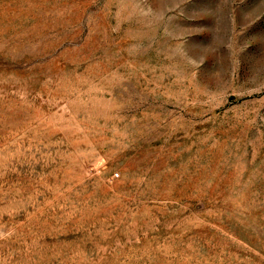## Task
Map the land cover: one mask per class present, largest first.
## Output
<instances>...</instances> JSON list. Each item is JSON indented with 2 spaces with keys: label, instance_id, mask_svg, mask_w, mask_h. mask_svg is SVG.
<instances>
[{
  "label": "rangeland",
  "instance_id": "rangeland-1",
  "mask_svg": "<svg viewBox=\"0 0 264 264\" xmlns=\"http://www.w3.org/2000/svg\"><path fill=\"white\" fill-rule=\"evenodd\" d=\"M0 264H264V0H0Z\"/></svg>",
  "mask_w": 264,
  "mask_h": 264
},
{
  "label": "built area",
  "instance_id": "built-area-1",
  "mask_svg": "<svg viewBox=\"0 0 264 264\" xmlns=\"http://www.w3.org/2000/svg\"><path fill=\"white\" fill-rule=\"evenodd\" d=\"M114 176L117 178L118 177V175L117 174H114Z\"/></svg>",
  "mask_w": 264,
  "mask_h": 264
}]
</instances>
